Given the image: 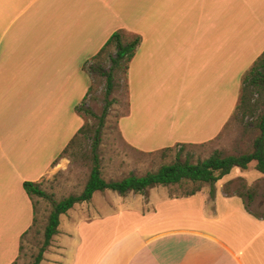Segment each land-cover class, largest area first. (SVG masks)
<instances>
[{"label":"crops","instance_id":"crops-1","mask_svg":"<svg viewBox=\"0 0 264 264\" xmlns=\"http://www.w3.org/2000/svg\"><path fill=\"white\" fill-rule=\"evenodd\" d=\"M121 29L142 37L117 122L124 142L141 153L209 144L264 52V0H0V264L17 261L34 222L24 183L44 187L64 171L65 158L54 162L85 123L75 111L92 84L84 65ZM63 89L69 136L66 106L52 102ZM253 162L213 196L158 186L147 198L101 192L115 203L94 206L96 192L60 217L41 264H264V210H252L264 209L253 190L264 175Z\"/></svg>","mask_w":264,"mask_h":264},{"label":"rangeland","instance_id":"rangeland-1","mask_svg":"<svg viewBox=\"0 0 264 264\" xmlns=\"http://www.w3.org/2000/svg\"><path fill=\"white\" fill-rule=\"evenodd\" d=\"M105 66L108 70L110 63H106ZM115 77L116 89L109 99L116 102L110 107L109 114L105 119L101 133L102 141L97 152L101 159L102 176L107 181L122 180L130 174L143 176L148 172H156L163 165L175 162L178 156L182 161L189 159L190 162L197 163L209 158L215 152H219L224 156L241 155L252 149L255 139L260 135L258 122L264 109V87L258 88V92L247 93L249 104L255 108V111L253 113H246L247 111L243 113L242 109L235 111L219 140L203 146H187L184 148L174 146L171 150H162L152 154L141 153L124 142L118 129L117 122L120 120V116L127 111V81L123 71L116 73ZM93 80L95 90L85 103L86 107L91 108L97 116H101L106 104V79L94 75ZM70 98L67 93L64 94L63 89L53 97L52 101L54 105L66 106L67 136L70 134L69 130L75 126L72 120L74 113H72L69 106ZM84 121L87 123L86 132L80 135L79 140L65 158V170L45 180L43 189L48 194H52L56 201L81 193L89 179L94 157L92 145L95 139V131L99 127V121L91 117H85ZM253 165H255L254 162ZM195 187L193 184L169 186V195L183 197ZM204 187L210 188V185L204 184L202 189ZM255 189L253 188L254 194L264 196V190L259 194V191ZM110 194L119 197L117 193L110 192ZM107 195L101 192L96 193L94 200H92L94 206L100 205L102 202H108L111 205L115 203V199L111 198L113 196L109 197ZM35 200L37 201V222L24 236L21 242L20 256L16 264H33L43 245L44 231L52 211V204L48 199L36 197ZM252 210L254 213L261 215L264 209L252 208Z\"/></svg>","mask_w":264,"mask_h":264},{"label":"trees","instance_id":"trees-1","mask_svg":"<svg viewBox=\"0 0 264 264\" xmlns=\"http://www.w3.org/2000/svg\"><path fill=\"white\" fill-rule=\"evenodd\" d=\"M142 37L128 32L126 30H118L108 39L105 45L94 55L83 67L91 78L92 84L89 88L87 95L81 102V104L75 107V111L78 115L83 117H91L98 119L99 127L96 129L95 139L92 145L94 157L93 167L87 183L81 193L76 195H70L65 197L61 201H56L53 195L48 194L43 189V182H25L24 189L30 199L33 202L35 210V218L32 227L37 222V201L35 198L48 199L52 204V211L48 217V222L44 231L43 245L35 258L33 264H41L45 252L51 245V242L55 235L58 233L60 225V217L71 210L76 204L89 203L96 192L112 191L119 194L121 197H125L130 193H136L144 195L146 198L149 195V191L155 187L163 186H175L182 184H193L196 187L187 195L183 197H190L202 190V185L208 184L211 186V196L214 195V185L228 175L235 167L241 169H247L249 164L255 161L256 170L264 175V109L259 117L258 129L260 135L255 139L253 147L247 153L241 155L224 156L219 152H215L209 158L199 161L197 163L190 162L189 159L182 161L178 156L176 161L171 164L163 165L156 172H148L143 176H137L130 174L122 180L107 181L102 176V166L98 150L101 145V133L104 127L105 119L109 114L110 107L116 102L110 100L109 97L114 93L116 89L115 74L124 72L127 81V74L131 62L136 56L137 50L141 44ZM106 63H110V67L106 69ZM264 52L253 63L251 68L243 75L242 78V91L239 100L238 109L247 111L246 113H253L255 108L249 104L248 94L258 92V88L264 87ZM99 76L106 79V100L103 113L101 116H97L91 108L86 107V103L93 94L95 87L93 85V76ZM257 88V89H256ZM235 113V112H234ZM87 123L78 130L75 136L67 144L64 151L59 158L54 162L56 164L59 159L66 158L71 148L79 140L80 135L85 134ZM202 146L205 144H201ZM196 144H177L175 146H181V148L190 146H201ZM172 147L165 150H171ZM152 154V153H149ZM31 227V228H32ZM31 228L25 232L21 238V242L24 236L31 230ZM21 252V248H20ZM20 256V255H19ZM18 260V259H17ZM17 262V261H16ZM14 262L13 264H16Z\"/></svg>","mask_w":264,"mask_h":264}]
</instances>
